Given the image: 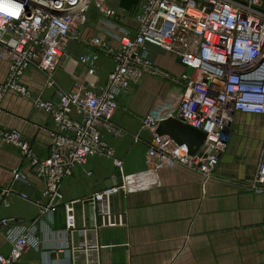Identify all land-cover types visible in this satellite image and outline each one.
Instances as JSON below:
<instances>
[{"label":"built area","instance_id":"built-area-1","mask_svg":"<svg viewBox=\"0 0 264 264\" xmlns=\"http://www.w3.org/2000/svg\"><path fill=\"white\" fill-rule=\"evenodd\" d=\"M120 2L0 0V57L7 63L6 76L0 79V110L5 96L20 97L53 123L47 131L46 157H39L20 131L0 130L1 143L17 147L25 165L13 170L11 186L40 182V198L47 201L41 214L56 205L62 181L90 158L111 160L121 169L122 162L102 134L124 135L112 124L118 99L144 77L159 81L166 96L140 119L141 129L152 138L146 169L138 176L185 167L206 182L226 150L234 115L264 118V0H127V8ZM92 12L100 18L82 36L89 51L73 55L71 44ZM94 49L111 63L104 84L98 83ZM151 49L173 57L179 68L157 64ZM77 65L83 67L78 76L73 73ZM30 70L45 76L44 90L51 94L34 91L23 82ZM58 73L69 76V89L57 85ZM167 87L179 89L180 95H167ZM170 117L205 133L204 144L194 155L186 145L155 134L159 122ZM129 178L66 204L67 228L75 226L73 205L83 202L95 211V228L121 225L122 215L111 209L113 197L158 184L157 179H148L147 186L130 189ZM250 187L264 192V142ZM10 193L12 188L3 190L4 195ZM33 201L41 205L38 197ZM30 230L12 218H0V235L10 244L8 255L0 253V264H20L27 250L38 247V238Z\"/></svg>","mask_w":264,"mask_h":264},{"label":"crops","instance_id":"crops-1","mask_svg":"<svg viewBox=\"0 0 264 264\" xmlns=\"http://www.w3.org/2000/svg\"><path fill=\"white\" fill-rule=\"evenodd\" d=\"M151 52L162 67L179 68L173 57L156 49ZM110 69L111 63L106 76H100L96 66L99 84H104ZM6 73L7 63L0 57V79ZM73 73L81 75L83 67L75 66ZM56 80L65 90L71 86L67 74L58 73ZM23 82L34 91L51 94L44 90L45 76L37 71H27ZM178 92L167 87V95ZM165 96L166 88L159 81L144 77L119 97L112 124L124 135L118 138L103 132L102 136L122 162L121 169L111 160L90 158L62 181L56 205L43 214L47 201L40 198L42 184L16 182L11 186L13 170L25 165L17 147L0 141V188H12V193L0 196V218H12L16 225L31 229L39 241L37 248L22 255L20 264H264V192L250 187L264 142V118L260 116L234 115L226 150L206 182L195 170L166 168L158 172L156 186L113 197L111 209L122 215L121 225L95 228V211L83 202L73 205L75 226L67 228L66 204L119 186V178L122 182L123 177L146 169L152 135L141 129L140 119ZM52 127V120L28 101L11 95L3 98L0 130L20 131L39 157L47 155V131ZM36 197L41 205L33 201ZM9 252L10 244L0 235V253Z\"/></svg>","mask_w":264,"mask_h":264},{"label":"water","instance_id":"water-1","mask_svg":"<svg viewBox=\"0 0 264 264\" xmlns=\"http://www.w3.org/2000/svg\"><path fill=\"white\" fill-rule=\"evenodd\" d=\"M120 1V7L127 8V0ZM179 95L180 90L177 96ZM155 134L158 137H168L178 145H186L190 155H194L202 147L205 141L204 132L194 129L172 117L161 120L155 130ZM119 184H121L120 178ZM2 195L3 190L0 188V196ZM52 264L58 263L53 262Z\"/></svg>","mask_w":264,"mask_h":264},{"label":"rangeland","instance_id":"rangeland-1","mask_svg":"<svg viewBox=\"0 0 264 264\" xmlns=\"http://www.w3.org/2000/svg\"><path fill=\"white\" fill-rule=\"evenodd\" d=\"M99 16L97 14L91 13L88 15L87 17V21L84 24L83 27H81L76 34V41H74L71 45V50L73 51V55H82L85 54L89 51V49H87L85 46H83V42L84 39H82V36L89 34L86 31V27L87 26H91V24L96 23L97 21H99ZM97 54V62H96V66H97V73L100 74H104L106 76L107 71L108 70V66H110V60L108 58H106L103 53L97 49H94V51ZM164 89V88H162ZM157 173V177H158Z\"/></svg>","mask_w":264,"mask_h":264},{"label":"bare ground","instance_id":"bare-ground-1","mask_svg":"<svg viewBox=\"0 0 264 264\" xmlns=\"http://www.w3.org/2000/svg\"><path fill=\"white\" fill-rule=\"evenodd\" d=\"M130 177H131V178H129L130 179V181H129V188L130 189L144 187L141 184H143V185H145L146 183L148 184L149 183L148 179H157V176L155 173L147 175V176H143V177L135 174V175H131ZM135 179H143V180H142V182L138 183ZM147 184L145 186H147Z\"/></svg>","mask_w":264,"mask_h":264},{"label":"snow or ice","instance_id":"snow-or-ice-1","mask_svg":"<svg viewBox=\"0 0 264 264\" xmlns=\"http://www.w3.org/2000/svg\"><path fill=\"white\" fill-rule=\"evenodd\" d=\"M10 14H12V13H10Z\"/></svg>","mask_w":264,"mask_h":264}]
</instances>
